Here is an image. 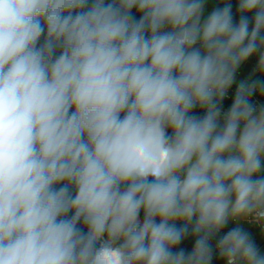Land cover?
<instances>
[{"label": "clouds", "instance_id": "clouds-1", "mask_svg": "<svg viewBox=\"0 0 264 264\" xmlns=\"http://www.w3.org/2000/svg\"><path fill=\"white\" fill-rule=\"evenodd\" d=\"M262 245L264 0H0V264Z\"/></svg>", "mask_w": 264, "mask_h": 264}, {"label": "crops", "instance_id": "crops-1", "mask_svg": "<svg viewBox=\"0 0 264 264\" xmlns=\"http://www.w3.org/2000/svg\"><path fill=\"white\" fill-rule=\"evenodd\" d=\"M187 247H188V249L190 250L191 245L189 244V245H187Z\"/></svg>", "mask_w": 264, "mask_h": 264}, {"label": "rangeland", "instance_id": "rangeland-1", "mask_svg": "<svg viewBox=\"0 0 264 264\" xmlns=\"http://www.w3.org/2000/svg\"><path fill=\"white\" fill-rule=\"evenodd\" d=\"M262 247H264V245H262Z\"/></svg>", "mask_w": 264, "mask_h": 264}]
</instances>
